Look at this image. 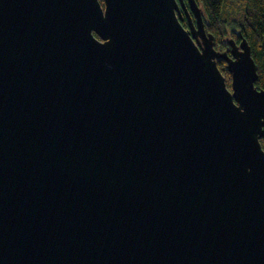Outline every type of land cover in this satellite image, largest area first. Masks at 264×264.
Instances as JSON below:
<instances>
[{"label": "water", "instance_id": "water-1", "mask_svg": "<svg viewBox=\"0 0 264 264\" xmlns=\"http://www.w3.org/2000/svg\"><path fill=\"white\" fill-rule=\"evenodd\" d=\"M102 2L0 0V264H264L248 43Z\"/></svg>", "mask_w": 264, "mask_h": 264}, {"label": "trees", "instance_id": "trees-1", "mask_svg": "<svg viewBox=\"0 0 264 264\" xmlns=\"http://www.w3.org/2000/svg\"><path fill=\"white\" fill-rule=\"evenodd\" d=\"M103 5L102 0H99ZM202 10L205 30L212 34L214 48L227 51L223 40L229 36L235 42L242 36L250 47L256 67L255 86L264 89V0H196ZM216 66L230 87V74L225 61L216 59ZM264 147V138H259Z\"/></svg>", "mask_w": 264, "mask_h": 264}, {"label": "flooded vegetation", "instance_id": "flooded-vegetation-1", "mask_svg": "<svg viewBox=\"0 0 264 264\" xmlns=\"http://www.w3.org/2000/svg\"><path fill=\"white\" fill-rule=\"evenodd\" d=\"M183 2H185V0H183ZM178 4V11L176 12L177 16H178V19L181 23V25L185 28V29H188L189 27V21H188V18H187V15L182 7V5L179 3V1L177 2ZM103 6V5H101ZM191 15V14H190ZM192 17V16H191ZM192 19V22H194L193 20V17L191 18ZM228 51H229V48H228Z\"/></svg>", "mask_w": 264, "mask_h": 264}, {"label": "rangeland", "instance_id": "rangeland-1", "mask_svg": "<svg viewBox=\"0 0 264 264\" xmlns=\"http://www.w3.org/2000/svg\"><path fill=\"white\" fill-rule=\"evenodd\" d=\"M227 39H229V36H226V37H224L223 38V40L226 42L227 41ZM228 45V44H227ZM229 48V46L228 47H226V49H228Z\"/></svg>", "mask_w": 264, "mask_h": 264}]
</instances>
